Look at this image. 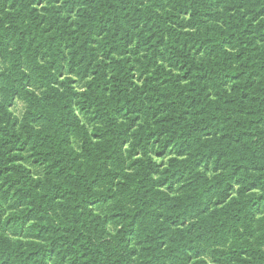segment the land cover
<instances>
[{
	"label": "trees",
	"instance_id": "1",
	"mask_svg": "<svg viewBox=\"0 0 264 264\" xmlns=\"http://www.w3.org/2000/svg\"><path fill=\"white\" fill-rule=\"evenodd\" d=\"M0 264H264V0H0Z\"/></svg>",
	"mask_w": 264,
	"mask_h": 264
},
{
	"label": "rangeland",
	"instance_id": "2",
	"mask_svg": "<svg viewBox=\"0 0 264 264\" xmlns=\"http://www.w3.org/2000/svg\"><path fill=\"white\" fill-rule=\"evenodd\" d=\"M4 67L7 70H9V72L12 74L13 78L17 79V80H21V83H19L20 81H17L16 85L19 88V97L13 101L12 106L9 107V110L13 113L14 116L16 117H20L21 113L23 111L24 108V97L26 95V93L28 91L32 92L34 94V96L39 99V102L41 104V106L47 110L50 111V105L46 102V100L44 99V97L38 92V91H34L32 89L29 88H24L22 87L23 84V79H21L22 76V71L18 68H16L15 66H13L10 62V60H6L5 62H3L1 64V68ZM80 137V133L79 132H75L72 135V140L75 142V140ZM76 146V143H75ZM106 208H103L101 211H104Z\"/></svg>",
	"mask_w": 264,
	"mask_h": 264
}]
</instances>
